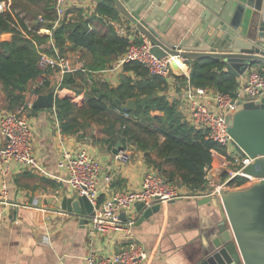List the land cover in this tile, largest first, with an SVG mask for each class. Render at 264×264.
<instances>
[{"label":"crops","instance_id":"0c3cea01","mask_svg":"<svg viewBox=\"0 0 264 264\" xmlns=\"http://www.w3.org/2000/svg\"><path fill=\"white\" fill-rule=\"evenodd\" d=\"M231 1L229 13L236 18V5L246 0ZM0 4L3 6L0 14H10L14 20L13 28L26 39H30L31 34L51 36L57 17L53 0H2ZM193 5L198 3L193 0L166 1L162 12L158 7H154V11L157 15L162 14L161 23L181 39L186 27L194 20ZM99 6L109 7L98 0H67L61 8V21L71 25L86 23L89 30L99 32L112 27L119 36L128 40L144 39L114 8L109 7L116 13L115 19L99 14ZM13 38L12 32L0 33V43H11ZM46 47L47 44L41 45V48ZM66 47L65 55L73 64H76L74 57L79 56L86 70L79 69L72 73L81 74L88 81L87 84L77 75L71 88H61L59 86L65 74L51 71L30 82L35 88L32 90L28 87L22 101L16 104L14 97L17 94H11L0 82V118L15 111L26 100L35 102L38 96L49 93H53L54 99L53 108L33 107L25 114L32 132V156L49 176L39 175L17 162L9 163L4 174L0 171V196L2 189L6 188V194L0 199V264H86L85 258L89 252L109 256L133 246H139L147 254L143 264H196L214 250L220 225L224 223L228 229L226 214L218 196L195 197L188 188L174 181L172 184L184 198L162 203L156 212L142 221L141 213L134 204L129 212L120 214L122 230L94 231L93 234L89 218H83L82 213L72 210L78 194L66 182L67 171L58 166L63 150L73 153L83 149L99 162V204L111 199L117 192H138L144 175L154 169L147 164L143 154L130 144L121 145L122 151L129 156L127 162H122L114 158L113 149L117 143L110 147L101 135L86 136L82 131L68 135L57 132L54 113L57 98L68 99L80 108L88 94L98 95L104 86L115 89L124 80L138 78L123 68L109 69L114 62L106 67L109 70H88L81 58L84 51L70 49L69 43ZM180 67L182 75L175 76H189L188 64H181ZM256 67L263 69L261 65ZM248 72L235 77L237 87L245 82ZM165 79L168 87L160 95H164L170 104L177 103L189 120L188 105L184 99L185 85L178 86L172 75ZM44 82H47V86L43 87V91L35 93L34 90L43 86ZM89 86L95 91H90ZM208 108L220 114L214 102L209 101ZM229 159L225 154H212L207 182L230 179ZM207 190L208 184L205 183L203 191L198 194L202 195ZM135 219L136 222L128 227L127 222Z\"/></svg>","mask_w":264,"mask_h":264},{"label":"trees","instance_id":"16d2710c","mask_svg":"<svg viewBox=\"0 0 264 264\" xmlns=\"http://www.w3.org/2000/svg\"><path fill=\"white\" fill-rule=\"evenodd\" d=\"M98 11L99 14L116 18V13L109 7L99 6ZM13 23L10 14H0V33H14L11 43H0V82L11 94H17L14 97L16 104L22 101L30 82L40 75L37 68L40 53L53 54L51 43L61 55H65L67 43L72 50H83L81 58L88 70L105 69L122 56L130 45V41L119 36L112 27L99 32L89 30L86 23L71 25L61 21L52 28L51 36L31 34L32 37L26 39L13 28ZM42 44H47L48 48H41ZM189 62V79L194 86L230 95L236 91L237 79L224 70L222 63L212 59ZM122 68L132 72L138 77L137 80H124L115 89L104 86L98 95L88 94L80 108L68 99L55 100L54 112L60 132L68 135L82 131L85 134L89 125L94 124L110 147L118 142L121 145L130 144L164 179L171 183L178 181L195 195L202 192L212 154H223L225 150L206 139L203 130L192 126L177 103L170 104L164 95H160L168 87L167 79L149 76L138 62L125 63ZM77 75L81 76L84 84L88 83L79 73H66L59 87L71 88ZM172 76L178 86L185 85V78ZM44 86H47V82L34 92L41 93ZM88 89L95 91L92 86ZM115 100L120 101L122 106H118ZM129 100L134 102L135 109L123 108ZM247 184V180L241 177L229 182L232 189Z\"/></svg>","mask_w":264,"mask_h":264},{"label":"water","instance_id":"95a60500","mask_svg":"<svg viewBox=\"0 0 264 264\" xmlns=\"http://www.w3.org/2000/svg\"><path fill=\"white\" fill-rule=\"evenodd\" d=\"M175 0H98L114 8L136 31L146 38L151 53L161 59L166 55L189 61L212 59L222 63L225 71L238 78L256 65L264 67V0H246L236 5L238 17H232L231 0H193L194 20L177 38L161 23L165 2ZM178 40V41H177ZM177 41V42H176ZM240 66V67H238ZM174 71L181 72L176 61ZM118 106L121 102L115 100ZM53 93L38 96L33 107L53 108ZM135 109L132 100L123 105ZM228 133L235 153L258 158L245 173L255 182L242 188L221 191L218 197L226 214L228 229L220 225V235L214 241V250L196 264H264V94L254 101L239 105L227 118ZM122 151L118 142L113 154ZM140 221L156 212L160 205L143 210ZM69 209V208H68ZM72 210L83 218L94 214L93 206L85 196H78Z\"/></svg>","mask_w":264,"mask_h":264},{"label":"built area","instance_id":"2783aa9c","mask_svg":"<svg viewBox=\"0 0 264 264\" xmlns=\"http://www.w3.org/2000/svg\"><path fill=\"white\" fill-rule=\"evenodd\" d=\"M67 0H53L56 12V21L53 28L61 22V8ZM3 9L0 4V11ZM144 38V37H143ZM130 45L126 52L120 56L109 69L122 68L125 63L138 62L147 71L149 76H161L168 78L171 75H182V72L174 71L171 62L176 61L179 68L185 64V60L179 57L166 55L157 59L152 53L150 42L144 38L140 42L129 40ZM53 54L48 55L42 51L39 56L37 68L39 76L48 72H59L64 75L83 69L79 56H75L76 64L70 58L59 54L55 46L51 43ZM108 69V68H106ZM108 69V70H109ZM184 86V99L188 105L189 122L192 126L203 130L206 139L222 147L226 156H229L230 179L222 182H214L206 179L208 190L201 196H218L219 192L231 190L229 182L241 177L247 180L248 184L256 179L246 175L245 170L255 163L258 158H250L246 155L235 153L231 146V137L228 133L226 118L233 113L239 105L256 101L261 94H264V67L252 68L249 70L245 82L237 87L233 95L222 93H211L210 89L198 87L191 84L189 76ZM91 81H89V84ZM214 102L220 114H215L208 108V102ZM33 100H26L15 111L9 112L0 118V171L2 174L7 170L8 164L17 162L18 164L36 172L42 176H49L48 173L38 165L32 156V132L26 112L33 108ZM55 113V112H54ZM127 117L126 114H124ZM56 130L60 134L59 121L55 114ZM232 150V152L230 151ZM116 160L127 162L129 156L124 151H120L114 156ZM59 168L65 169L68 173L67 184L73 188L78 196H85L93 206L94 214L89 218L94 231L105 232L107 230H122L120 214L130 211L132 205L141 203L143 210H147L156 204L161 205L171 200L184 198L175 186L159 175L155 170L147 172L142 180L141 189L138 192H117L109 200L98 203L97 179L101 168L97 160L89 155L85 150L79 149L75 152L63 150L58 163ZM264 182V177L259 179ZM109 181L108 178L105 179ZM6 194V188L1 191L0 199ZM135 220L128 221L127 226H132ZM147 260V254L139 246L124 249L109 256H97L89 252L85 258L86 264H143Z\"/></svg>","mask_w":264,"mask_h":264},{"label":"rangeland","instance_id":"374dc122","mask_svg":"<svg viewBox=\"0 0 264 264\" xmlns=\"http://www.w3.org/2000/svg\"><path fill=\"white\" fill-rule=\"evenodd\" d=\"M65 56H66V55H65ZM45 75H48V74H45ZM29 87H30V89H32V90H33V88H35V87L33 86V84L30 85ZM85 134H86V136H91V137H94V136L99 135V133H98V127H97L96 125H94V124L89 125V127H88L87 130L85 131ZM93 135H94V136H93Z\"/></svg>","mask_w":264,"mask_h":264},{"label":"bare ground","instance_id":"6f19581e","mask_svg":"<svg viewBox=\"0 0 264 264\" xmlns=\"http://www.w3.org/2000/svg\"><path fill=\"white\" fill-rule=\"evenodd\" d=\"M189 63H190V62H189ZM48 73H49V72H48ZM48 73H47V74H48ZM44 76H45V75H44ZM206 176H207V175H206Z\"/></svg>","mask_w":264,"mask_h":264}]
</instances>
